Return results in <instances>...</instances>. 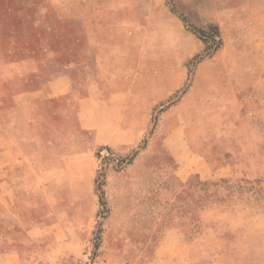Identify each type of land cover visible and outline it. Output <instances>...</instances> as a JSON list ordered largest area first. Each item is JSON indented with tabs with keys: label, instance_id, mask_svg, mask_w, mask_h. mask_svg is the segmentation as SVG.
I'll list each match as a JSON object with an SVG mask.
<instances>
[{
	"label": "rangeland",
	"instance_id": "1",
	"mask_svg": "<svg viewBox=\"0 0 264 264\" xmlns=\"http://www.w3.org/2000/svg\"><path fill=\"white\" fill-rule=\"evenodd\" d=\"M93 1L100 8L94 12L97 17L111 10L105 4L119 0ZM198 1L212 4L214 0ZM222 1L228 7L238 3L242 8L248 0ZM78 2L83 1L0 0V98L4 95L10 106L0 114V129L11 136L21 152L38 157L32 162H39L40 154L34 152L44 142L59 157L88 148L89 138L80 130L73 96H58L44 112L27 105L15 106L12 99L38 88L46 79L61 77L76 84L77 92L83 94V79L93 59L85 41L86 27L78 19L79 11H88L74 10ZM140 8L144 16L154 9L155 16L164 19L167 26L154 27L162 35L171 32L178 38L184 32L204 44L184 63L188 70L184 87L153 108L136 148L124 154L103 147L93 151V195L85 200L93 211L86 225L89 228L66 235L63 249L62 241H55L57 248L53 244L52 249L28 238L20 242L28 251L37 244L36 253H42L45 264H264V170H249L264 162L262 52L252 50L249 39L240 36L241 47L238 42L234 60L241 72L239 81L246 88L238 93L243 101L239 120L230 118L227 126H245L248 132L234 141L219 142L224 170L217 176H202L192 167L184 175L177 169L174 142L169 141L164 129L162 113L186 93L196 64L210 58L223 43L215 26L200 16L191 20L188 14L195 10L186 0H140ZM242 21L249 25L245 18ZM243 26H239L240 32L246 30ZM191 40L193 43L194 38ZM168 44L159 42V50ZM234 148L237 153H232ZM50 162L46 170L34 164L28 170L17 168L12 171L14 178L48 181L56 177V163ZM71 174L75 177L76 171ZM33 192V198L25 195L12 210L28 215L31 221L46 212L39 195Z\"/></svg>",
	"mask_w": 264,
	"mask_h": 264
},
{
	"label": "crops",
	"instance_id": "2",
	"mask_svg": "<svg viewBox=\"0 0 264 264\" xmlns=\"http://www.w3.org/2000/svg\"><path fill=\"white\" fill-rule=\"evenodd\" d=\"M81 1L73 8L88 11H79L78 19L86 27L85 41L93 59L92 68L83 79V94L77 92L76 84L61 77L46 79L38 88L12 99L15 106L27 105L44 112L58 96H73L80 130L89 138L88 148L79 154L59 157L44 142L34 152L40 154L39 162H32L38 157L21 152L11 136L0 129V264H45L42 253H36L37 244L28 251L20 241L25 238L33 243L41 241L46 249H52L55 241L59 243L66 235L89 228L86 225L90 224L93 211L85 200L92 199L93 195V151L103 147L124 154L136 148L148 128L151 111L184 87L188 78L184 63L204 45L188 33L182 32L178 38L171 32L159 33L155 28L167 26L166 22L160 15L155 16L154 9L144 16L140 0L107 3L106 7L111 6L109 13L102 12L97 17L94 12L100 9L98 3ZM221 2L186 0L195 10L188 14L191 20L200 16L203 22L215 26L223 44L210 58L196 64L186 93L162 113L164 129L169 141L174 142L177 169L184 175L192 167L202 176L220 175L224 168L219 161V142L234 141L238 135L248 132L245 126H227L228 119L239 120L243 101L238 93L246 88L239 81L241 72L234 60L238 42L241 47L240 36H246L252 43L251 49L261 51L264 58V0H248L242 8L238 3L228 7ZM244 18L249 25L242 21ZM243 24L244 34L240 32L242 27L239 29ZM159 42L169 44L159 50ZM9 107L3 95L0 114ZM232 153H237L235 148ZM49 161L56 163V177L48 181L14 178L12 171L17 168L28 170L34 164L46 170ZM249 168L263 172L264 162ZM72 171H76L75 177ZM33 191L46 206V212L32 217L31 221L28 215L12 210L25 195L33 198ZM61 244L63 249L64 241Z\"/></svg>",
	"mask_w": 264,
	"mask_h": 264
},
{
	"label": "built area",
	"instance_id": "3",
	"mask_svg": "<svg viewBox=\"0 0 264 264\" xmlns=\"http://www.w3.org/2000/svg\"><path fill=\"white\" fill-rule=\"evenodd\" d=\"M66 264H70V263H66Z\"/></svg>",
	"mask_w": 264,
	"mask_h": 264
}]
</instances>
